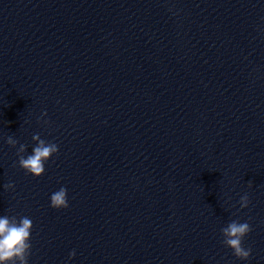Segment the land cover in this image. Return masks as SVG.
Returning a JSON list of instances; mask_svg holds the SVG:
<instances>
[{
    "label": "clouds",
    "instance_id": "clouds-1",
    "mask_svg": "<svg viewBox=\"0 0 264 264\" xmlns=\"http://www.w3.org/2000/svg\"><path fill=\"white\" fill-rule=\"evenodd\" d=\"M42 115H47V113H42ZM32 139L35 141V146L32 148L31 154L28 155H25L27 145L20 143L13 135H8L5 142L17 149L19 167L33 177H40L46 171L45 164L59 152V146L54 142L42 139L38 133L34 134ZM17 145H19L18 148ZM249 186L251 187V182H249ZM3 187L6 190L14 189L15 185L10 182ZM250 202L247 193L243 194L238 201L241 209L247 208ZM50 207L53 209L69 207L66 187H61L51 194ZM32 230L33 221L30 217L0 216V264H28L32 248L30 242ZM251 231L252 227L249 222L232 220L221 229L222 242L232 250V254L236 258L247 261L251 258L252 249L244 247L243 241ZM75 255V250H73L69 253V259Z\"/></svg>",
    "mask_w": 264,
    "mask_h": 264
}]
</instances>
